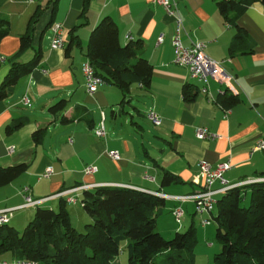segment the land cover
<instances>
[{
    "label": "crops",
    "instance_id": "0c3cea01",
    "mask_svg": "<svg viewBox=\"0 0 264 264\" xmlns=\"http://www.w3.org/2000/svg\"><path fill=\"white\" fill-rule=\"evenodd\" d=\"M83 1L0 0V16L9 21V32L0 40V84L13 62H27L39 48L42 52L38 65L0 101V167L28 164L24 173L0 186V211L10 210L7 224L20 230L37 207L57 210L64 200L72 224L75 215L86 224L90 217L80 203L82 192L100 185H118L163 195L159 196L164 205L156 228L165 210L173 216V208L179 206L183 224L194 223L198 216L200 228L206 232L210 223L202 225L201 220L210 218V213L197 215L192 200L173 198L202 189L199 163L229 162L223 178L230 186L260 179L264 172V148L255 149L264 138V4L255 2L239 15L236 23L248 35L246 49L231 53L235 28L218 11L216 0H176L183 22L182 44L202 42L205 55L219 61L224 75L231 77L232 92L225 83L209 76L205 82L192 78L187 67L174 61L175 21L154 0H89L82 14ZM36 13L32 45L18 54L20 36ZM105 16L116 22L121 44L142 41L140 55L153 66L148 88L132 85L123 95L117 86L103 83L94 93L87 92L83 65L89 61L88 38ZM51 22L62 25L64 44L60 49L51 46ZM72 29L80 45L71 42ZM185 84L197 89L191 100L183 97ZM224 93L237 96L238 101L224 108L217 102ZM24 95L29 105L23 103ZM61 99L66 100L63 114H75L77 119L62 123L60 113L48 110ZM150 111L157 114L159 124L147 117ZM134 114L151 122L156 133L145 129ZM16 120L25 123L6 133L7 124ZM101 123L105 136L97 137L94 131ZM41 127L45 128L42 139L35 142L33 133ZM198 127H206L214 136L198 138ZM109 151H116L119 158H111ZM87 166L96 170L86 173ZM48 168L51 173L46 175ZM163 170L177 175L180 182L163 186ZM27 194L35 204L24 206ZM68 197L76 201L68 202ZM169 228L173 233L178 226L172 223Z\"/></svg>",
    "mask_w": 264,
    "mask_h": 264
},
{
    "label": "trees",
    "instance_id": "16d2710c",
    "mask_svg": "<svg viewBox=\"0 0 264 264\" xmlns=\"http://www.w3.org/2000/svg\"><path fill=\"white\" fill-rule=\"evenodd\" d=\"M216 7L228 24L235 28L229 50L234 53L246 49L248 35L236 20L255 2L264 0H216ZM89 0L83 1L85 14ZM36 15V16H35ZM32 18L26 33L20 36L18 54L32 45V24L39 13ZM52 22L50 23V25ZM9 32V21L0 16V40ZM71 42L80 45L78 36L71 30ZM142 41L135 40L121 44L118 26L105 16L91 30L87 43V58L96 75L104 83L120 88L123 95L130 86H150L153 66L140 55ZM251 48L247 47V51ZM42 57L41 49L27 62H13L0 84V101L9 95L16 82L29 74ZM197 90L185 84L182 94L191 100ZM123 101V99H122ZM238 101L233 94H222L217 102L224 108ZM66 100L61 99L48 107L51 113H60L62 123L77 119V115L66 117ZM84 117L83 119H87ZM25 123L16 120L7 124L6 133H11ZM45 128L34 131L33 139L39 142ZM28 168L26 163L0 167V186H4ZM259 180L235 185L216 195L215 209L210 213V223L215 224V239L220 250L214 254L211 264H264V172ZM180 182L177 175L162 171L163 186ZM249 192V202L241 201ZM90 217L85 231H78L70 220L66 203L60 200L57 210L37 207L34 216L22 230L9 224L0 225V256L27 258L39 264H114L122 246L127 250V264H194L196 228L192 222L185 231L174 232L165 238L156 228L157 216L164 205V199L157 195L131 187L100 185L82 192L80 201Z\"/></svg>",
    "mask_w": 264,
    "mask_h": 264
},
{
    "label": "built area",
    "instance_id": "2783aa9c",
    "mask_svg": "<svg viewBox=\"0 0 264 264\" xmlns=\"http://www.w3.org/2000/svg\"><path fill=\"white\" fill-rule=\"evenodd\" d=\"M29 2H35L38 0H28ZM154 2L160 6H162L165 11L174 18L175 21V33L173 35L172 46L174 51V61L182 66H185L190 71V76L192 78L197 79L198 81L205 82L207 80V76L227 85V88L234 92L233 87L230 84L231 77L224 75L221 63L219 61H215L209 57H207L204 53V44L202 42H193L191 46H184L180 39V34L183 29L182 17L178 11L176 0H154ZM51 46L54 49H60L63 47V28L60 23H54L51 25ZM162 35L158 37L161 40ZM83 74L85 79V86L87 92L92 94L94 93L98 86L103 84V80L100 76L96 75L93 69V66L89 61H86L83 65ZM202 91H206V87L202 88ZM22 101L25 105H29V99L26 95L22 97ZM147 117L154 124H159L160 120L157 114L153 111L147 113ZM95 135L97 137L105 136V129L103 123L95 129ZM195 134L198 138L204 139L207 137H213L214 134L210 133L206 127H198L196 128ZM264 148V138L259 140L255 149ZM9 152L13 151V148L8 149ZM108 155L113 159H118L119 155L116 151H109ZM230 163L220 162L216 165H212L208 162L202 161L199 163V172L201 177L203 178V186L202 189L198 192L191 195H180L175 196L173 198L179 201L192 200L194 203V213L197 215H202L204 213H211L215 209L216 204V195L222 193L229 189L230 185L226 183L223 178V173L230 168ZM96 170L93 166H87L85 168L86 173H91ZM51 173V168L46 170V175ZM254 180H247L244 183H249ZM218 181L219 186L215 187L214 183ZM81 188H86L83 186ZM159 196H163L159 194ZM68 202H75L76 199L73 197L67 198ZM36 201H34L30 195H25V204L33 205ZM10 210H1L0 211V225L7 223L8 221V213ZM172 214L177 223L181 222V218L183 215V210L181 207L176 206L172 210ZM202 225H207L210 223L209 218H204L201 220ZM0 264H39L37 261L27 258H13V259H2L0 260Z\"/></svg>",
    "mask_w": 264,
    "mask_h": 264
},
{
    "label": "rangeland",
    "instance_id": "374dc122",
    "mask_svg": "<svg viewBox=\"0 0 264 264\" xmlns=\"http://www.w3.org/2000/svg\"><path fill=\"white\" fill-rule=\"evenodd\" d=\"M133 113V112H132ZM110 118V114H107V122ZM134 119L138 121L145 129L150 128L154 133H156V130L153 128V124L150 122L147 123L146 119L141 120L134 114ZM129 125V124H128ZM148 126V127H147ZM146 145V143H145ZM216 186V185H215ZM249 202V192L246 193V196L241 201V205L245 206ZM165 214L159 217V228L157 230L165 237V238H171L176 231H185L188 224H183V219L180 223H176L175 218L171 216L167 210L164 211ZM87 214V213H86ZM88 215V214H87ZM163 217V218H161ZM186 217H189L187 215ZM73 219V225L74 227L81 232L85 231V221L82 219L81 216L75 215L72 216ZM78 220V221H77ZM174 224L175 226H178L177 230H174L173 233L171 232L172 229L169 228L170 224ZM200 223L198 222V216L194 219V226L196 228V242L194 244V252H195V261L194 264H211L213 261L214 254L220 250V245L215 239V224L211 222L207 227L206 232L203 230V228H200ZM22 230V229H20ZM172 233V234H171ZM3 258H8L6 255L0 256V260ZM128 262V255L127 250L124 246H122L120 253L116 256L115 260L113 261L114 264H127Z\"/></svg>",
    "mask_w": 264,
    "mask_h": 264
}]
</instances>
